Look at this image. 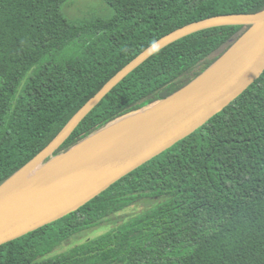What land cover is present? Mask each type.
Returning a JSON list of instances; mask_svg holds the SVG:
<instances>
[{"label": "trees", "instance_id": "1", "mask_svg": "<svg viewBox=\"0 0 264 264\" xmlns=\"http://www.w3.org/2000/svg\"><path fill=\"white\" fill-rule=\"evenodd\" d=\"M69 1L0 0V185L164 36L215 16L264 11V0H103L109 14L70 20L62 10ZM249 29L214 27L162 49L53 156L169 98ZM143 199L158 203L54 254ZM0 264H264V73L207 124L78 211L0 246Z\"/></svg>", "mask_w": 264, "mask_h": 264}, {"label": "water", "instance_id": "2", "mask_svg": "<svg viewBox=\"0 0 264 264\" xmlns=\"http://www.w3.org/2000/svg\"><path fill=\"white\" fill-rule=\"evenodd\" d=\"M231 25H245L250 29L190 84L151 108L108 126L68 152L53 156L103 99L156 53L199 31ZM255 27L258 29L249 35ZM263 73L264 11L215 16L164 36L119 71L45 149L0 185V246L78 211L207 124ZM129 119L141 124L110 144L83 153L77 161L49 167L87 140Z\"/></svg>", "mask_w": 264, "mask_h": 264}, {"label": "rangeland", "instance_id": "3", "mask_svg": "<svg viewBox=\"0 0 264 264\" xmlns=\"http://www.w3.org/2000/svg\"><path fill=\"white\" fill-rule=\"evenodd\" d=\"M64 15L70 20H76L83 17H89L92 14H109V9L103 2V0H71L63 6ZM158 203V200L143 199L132 206L128 207L124 211L112 216L109 220L104 221L100 226L87 230L77 236L71 238L61 246L57 247L54 254H59L67 251L70 248L83 244L89 240H93L100 237L107 232L111 231L113 227H116L127 221L144 210L154 206Z\"/></svg>", "mask_w": 264, "mask_h": 264}, {"label": "bare ground", "instance_id": "4", "mask_svg": "<svg viewBox=\"0 0 264 264\" xmlns=\"http://www.w3.org/2000/svg\"><path fill=\"white\" fill-rule=\"evenodd\" d=\"M257 29H258V27L253 28L251 30V32L249 33V35L255 33V31ZM140 124L141 123H139L136 120H132V119L126 120V121L110 128L109 130H106V131L96 135L95 137L87 140L82 145H80L77 148V150L73 151L69 155H66V156H63L57 160H54L49 165V167H57V166H61V165L65 164V163L77 161L85 153L96 151V150L102 148L103 146L110 144L111 142H113L114 140L119 138L120 136L128 133L129 131H131L133 129L138 128Z\"/></svg>", "mask_w": 264, "mask_h": 264}]
</instances>
